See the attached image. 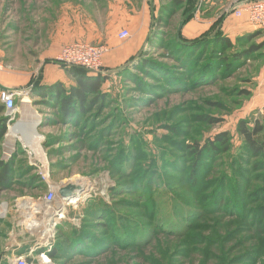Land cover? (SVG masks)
<instances>
[{
    "label": "rangeland",
    "instance_id": "rangeland-1",
    "mask_svg": "<svg viewBox=\"0 0 264 264\" xmlns=\"http://www.w3.org/2000/svg\"><path fill=\"white\" fill-rule=\"evenodd\" d=\"M120 1L0 0V64L24 80H37L40 54L63 27L67 4L92 14V27L106 33L114 9L136 8L142 0ZM249 1L255 0H200L193 18L209 8V16L218 10L230 14ZM146 49L169 69L141 72L133 66L110 74L102 105L85 116L81 129L63 122L39 92L30 91V114L16 100L18 110L7 115L8 133L0 143V163L11 165L13 173L11 184L0 186V261L13 259L21 245L30 263L41 264L39 250L52 249L26 228L30 215L42 227L47 220L55 232L52 246L72 244L78 235L79 242L88 239L52 264H264V158L249 159L237 132L241 120L264 127V56L253 55L239 69L228 63L227 52V63H215L207 79L196 81L201 70L191 63L188 72L176 73L186 70L172 60L177 53ZM35 121L40 140L36 151H28L12 129ZM74 132L79 138L72 140ZM223 132L230 134V151H204V168L192 179L194 145L204 147ZM69 184L81 187L74 200L58 195L44 203L50 188ZM30 204L34 208L23 209ZM56 213L61 219L54 227Z\"/></svg>",
    "mask_w": 264,
    "mask_h": 264
},
{
    "label": "trees",
    "instance_id": "trees-1",
    "mask_svg": "<svg viewBox=\"0 0 264 264\" xmlns=\"http://www.w3.org/2000/svg\"><path fill=\"white\" fill-rule=\"evenodd\" d=\"M199 1L200 0H161L158 12L152 16L151 33L148 37L146 47L131 57L124 65L116 69H108L103 66L98 73H93L80 66L59 64V66L73 78L74 84L67 87L64 83L59 82L51 86L48 90L43 91V89L39 88L40 77H38L37 80H32L30 83V86H32V93L39 92V96L45 100L44 102H46L47 106L57 110L55 114L59 116L63 122H67L68 126L81 129L85 116L94 110L93 107L98 108V106L102 105L104 98L103 86L107 82L110 74L122 73L133 66H137V69L134 70H140L141 72L146 70V68L152 67L155 70L169 69L167 65L157 60L158 57L161 58L160 56H155L154 53H147L148 51L146 48L149 46L160 50L166 49L170 52V54H168L169 56H176L177 53L179 57H173L174 59L172 60H175L186 69L183 72H176L178 74L188 72L190 70L188 69L190 63L193 64L191 68L194 66V70L197 72L201 70L197 73V75H199L198 79L195 77L196 81L202 80V78L207 79L215 63L220 64L223 62L225 64V61L227 63L224 55L227 52H230L228 63L239 69L248 61H251L253 55H258L257 57H260L259 59L263 58L264 30L256 29L254 33L245 34L237 37L235 40H231L223 31L225 15L221 16L210 30L199 37L195 39L185 38L182 33L183 28L193 19ZM177 17H180L179 23L176 21ZM240 44L244 45V49H236ZM186 58L189 59L188 62L184 61ZM205 63L209 64V66L206 67L204 65ZM224 64L218 70L219 74L221 72L224 73ZM207 70L209 71L208 73ZM164 81L168 82V79L165 78L163 82ZM243 94L249 95L247 92ZM8 122L9 117L6 114V108L0 103V143L8 133ZM211 122L215 124L220 121L211 120ZM237 132L242 139L245 153L249 159L260 160L264 158V141L260 140V136L264 132V127L258 120L252 122L241 120L237 125ZM71 136H73L72 140H74V138H79L76 132L72 133ZM47 144V142L44 143V146ZM230 149L231 137L228 132L219 133L214 139L207 141L204 147L199 144L194 145L196 161H193L191 164V178L196 180L197 173L204 168V165L201 164V157L204 151H212L219 156L228 153ZM259 167L264 168V163L261 162ZM12 180L13 173L11 165L8 163H0V186H7L11 184ZM37 186H41L40 188L45 187L41 183ZM97 216L102 217L103 215L99 211ZM106 217L104 219L108 220ZM101 220L103 219L101 218ZM258 232L262 234V231L259 230ZM74 239L73 245H63L62 242L55 243L52 249L46 254L52 261L63 255L66 256L69 254L66 252L67 249L73 252V248L75 247L74 244L79 242L77 241L79 235L74 237ZM87 241L88 239H86V241L84 239V242L79 243L82 244ZM44 252H46L45 249H40L38 253L43 254Z\"/></svg>",
    "mask_w": 264,
    "mask_h": 264
},
{
    "label": "crops",
    "instance_id": "crops-1",
    "mask_svg": "<svg viewBox=\"0 0 264 264\" xmlns=\"http://www.w3.org/2000/svg\"><path fill=\"white\" fill-rule=\"evenodd\" d=\"M122 1L125 3L127 0H121L120 2ZM140 4L141 5L136 8H130L129 5L128 7L125 5L120 7L119 10L114 9L113 12H117L113 15L110 24H108L110 19L107 21L106 33L100 31L102 29L101 26H96L97 28L92 27V14L86 12L85 14L81 11L79 6L70 3L67 4L69 12L64 14V19L62 21L63 27H61L59 34L57 33L54 37H50V42L47 44V50L41 53L42 55L40 54L39 71L41 75L39 76V88L46 91L58 82L64 83L67 87L74 84V81L70 79L71 76L66 77V71L62 69L59 64L53 61H46L47 56L55 58V56L66 45L72 43L100 45L104 42L105 45L109 47V53L104 57L103 65L108 69H116L121 65H124L131 57L144 49L151 33L152 16L158 12L161 0H142L140 1ZM112 8L114 7L112 6L110 9ZM212 10V8L206 9L203 11L202 15L196 13L195 18L183 28L182 33L184 37L187 39H195L199 37L207 32L211 26L223 16V13L218 14L219 10L215 13L217 15L214 17L213 15L209 16V12ZM108 11L109 15L112 11ZM228 14H225L223 31L231 40L255 32L256 29L251 27L245 18H238L233 12L229 15ZM72 18L76 21L75 23L72 22ZM232 21H235V27L230 26V22ZM124 30L129 33V37L126 39H120L119 35ZM2 56L5 57L4 54L1 55L0 53V59L4 58ZM0 66L2 67V69H0V90L9 89L26 91L27 89H30L29 91L32 93V86H30L32 81L31 78L28 77V79L24 80L22 75L18 74L11 66H5L3 64H0ZM31 93L26 99H24V101H21L26 105V111H28L29 114L32 109L27 103H29L28 101ZM11 247L15 248L14 245ZM20 248H22L21 245L13 250L15 252L14 257L27 255V253L23 251L24 249L21 250ZM44 249L46 250L44 253L49 252L48 249ZM38 260H40V258ZM0 264H9V260L5 262L0 261Z\"/></svg>",
    "mask_w": 264,
    "mask_h": 264
},
{
    "label": "built area",
    "instance_id": "built-area-1",
    "mask_svg": "<svg viewBox=\"0 0 264 264\" xmlns=\"http://www.w3.org/2000/svg\"><path fill=\"white\" fill-rule=\"evenodd\" d=\"M233 14L238 18H245L247 23L255 28L264 30V0H255L241 3L240 6L232 9ZM120 39H126L129 37V33L124 30L119 35ZM109 53V47L107 45H94L90 43H72L64 46L61 51L55 56L53 62L57 64H64L67 66H80L93 73H98L103 68L104 57ZM0 69L2 67L0 66ZM30 94V91L22 90H0V103L5 106L6 113L12 116L17 112L18 107L16 100L26 99ZM59 191V190H58ZM58 191L50 188L47 195L45 196L44 203L52 204L56 201L58 197ZM35 210L34 213H36ZM61 214L56 213L53 216L54 227L57 226L59 220L61 219ZM51 219V218H50ZM27 228V227H26ZM51 230V227H49ZM30 230V229H28ZM32 231V230H30ZM33 232V231H32ZM54 233L51 230V235L45 240L47 247H52V237ZM52 242V243H51ZM44 244V243H43ZM42 246V245H41ZM42 248V247H40ZM46 248V247H44ZM41 264H52V260L46 253L41 254L40 261ZM9 264H35L30 263L28 258L25 256H16L9 260Z\"/></svg>",
    "mask_w": 264,
    "mask_h": 264
},
{
    "label": "bare ground",
    "instance_id": "bare-ground-1",
    "mask_svg": "<svg viewBox=\"0 0 264 264\" xmlns=\"http://www.w3.org/2000/svg\"><path fill=\"white\" fill-rule=\"evenodd\" d=\"M37 126L38 124L35 121L30 123L19 124L12 129V133L23 142V146L28 151H36V147L39 143L40 139H38L39 137L37 135ZM22 207L24 210H31L32 208H34V206H32L31 204L28 207H25V205ZM45 222L47 223V220ZM46 223H43L44 226L42 227V225L39 224L33 216H27V228L35 232L36 235H39V238L41 239H47L51 235V230L47 228ZM40 227H42L43 229H40Z\"/></svg>",
    "mask_w": 264,
    "mask_h": 264
},
{
    "label": "water",
    "instance_id": "water-1",
    "mask_svg": "<svg viewBox=\"0 0 264 264\" xmlns=\"http://www.w3.org/2000/svg\"><path fill=\"white\" fill-rule=\"evenodd\" d=\"M80 190L81 187L69 184L60 188L58 191V195L67 202H71L77 196L75 192Z\"/></svg>",
    "mask_w": 264,
    "mask_h": 264
}]
</instances>
